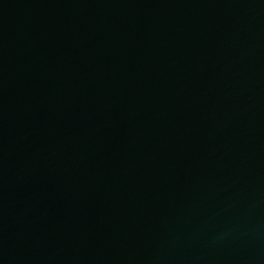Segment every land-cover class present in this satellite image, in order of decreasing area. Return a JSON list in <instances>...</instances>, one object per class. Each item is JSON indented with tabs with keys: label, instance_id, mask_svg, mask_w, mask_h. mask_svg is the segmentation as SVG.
Returning a JSON list of instances; mask_svg holds the SVG:
<instances>
[{
	"label": "water",
	"instance_id": "1",
	"mask_svg": "<svg viewBox=\"0 0 264 264\" xmlns=\"http://www.w3.org/2000/svg\"><path fill=\"white\" fill-rule=\"evenodd\" d=\"M219 264H264V0H223Z\"/></svg>",
	"mask_w": 264,
	"mask_h": 264
}]
</instances>
